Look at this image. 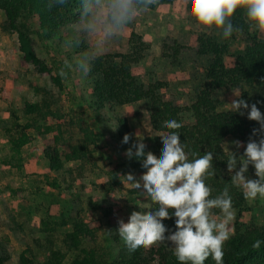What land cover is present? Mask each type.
I'll return each mask as SVG.
<instances>
[{
    "label": "rangeland",
    "instance_id": "obj_1",
    "mask_svg": "<svg viewBox=\"0 0 264 264\" xmlns=\"http://www.w3.org/2000/svg\"><path fill=\"white\" fill-rule=\"evenodd\" d=\"M163 7L166 6L163 5ZM180 17L188 18L192 23V30L196 29L193 32L194 39L203 33L214 35L221 42L227 41L231 51L239 53H243L250 44V38L242 32H235L231 38L225 39L220 30L215 28L204 30L190 17ZM29 21L37 53L52 66L54 75H60L61 70L64 69L63 64L72 61L80 51L91 46L89 41L81 49L71 50L64 47L63 42L67 39L75 21L51 37L39 32L34 17H30ZM4 26L5 16L0 11V264H21L23 257L28 259L29 264H45L46 247L49 244L47 238L54 240L55 247L68 254L66 260L68 263L73 258V253H68L63 248L60 235L68 231L70 227L59 225L55 232H45L43 231L44 222L59 224L64 219L80 217L100 227V241L110 249L112 258L116 259L119 252L126 247L117 232L118 222L120 220L127 222L133 211L148 212L157 207L142 190L134 189L127 180L120 179L122 176L132 174L139 180L144 173L143 168L133 170L132 158L126 156L129 148H122L121 136L127 133H131L134 137L135 134L142 136L143 143L149 148L158 144L163 147L162 137L150 134L146 128L150 120L149 116L144 113L138 119L134 115V109L130 108V104L108 105L101 111L96 110L92 98L93 79L88 74L85 76L73 69L70 71V78L62 79L63 88H59L54 85L49 75H39L33 66L24 67L20 62L17 35L6 31ZM250 31L253 36L264 38V34L253 28ZM123 34L128 35L130 39V24L117 37L122 39ZM116 38L109 42L101 54L120 52L113 46L114 43H118ZM172 42L171 39L164 40L167 46L165 50L163 49L166 67L170 68L176 65L172 63L171 55L174 53ZM145 45L147 49L148 45L146 43ZM188 46L189 48L181 51L179 63L174 66L178 70V76H185L188 82L187 86L182 88L185 101H182L180 96L174 95L185 106H190L195 101L197 93L203 86L202 68L207 67L211 61L209 57L196 59L195 46ZM134 70L141 79L144 72L150 71L145 66L144 59L134 66ZM36 85L50 91L48 98L52 102L51 108L56 115L52 121H59L62 124L67 141L73 145L81 143L80 127L82 125L94 127L92 129L101 134L99 144L89 147L86 160L70 161L62 170L50 172L47 166L49 162L43 154L46 137L38 135L31 144L22 149L21 156H12L8 138L3 129L14 126L15 117L22 116V109L26 103L41 102L44 99V94L35 91ZM244 91L247 93L245 100L249 105L258 101L263 102L264 81H257L252 86H246ZM240 95L239 91L223 88L213 93L220 111L234 110L230 103L234 99H240ZM257 107L264 113L263 103L257 104ZM244 114L247 116V112ZM182 118L186 124L194 122L191 112L184 111ZM25 121L21 117L19 123H25ZM29 132L35 134L33 130ZM236 141L228 136L223 142L224 150L229 157L231 152L237 157L244 152V147H236ZM116 148L119 150L115 155L120 160L130 161V171L125 167V173L118 172L116 166L102 165L101 160L105 156L113 155ZM226 172H228L227 167ZM247 175L250 178H256L251 166ZM54 184L58 186H52ZM18 188L25 189V192L22 195H13V191ZM246 209L239 222L237 212L234 210V220L231 222L234 233L238 226L264 225V200L259 198L255 201L248 200ZM220 215H215L213 218L219 219ZM114 234L118 236L116 241H113ZM159 245L173 250L168 242H159L145 248Z\"/></svg>",
    "mask_w": 264,
    "mask_h": 264
},
{
    "label": "trees",
    "instance_id": "obj_2",
    "mask_svg": "<svg viewBox=\"0 0 264 264\" xmlns=\"http://www.w3.org/2000/svg\"><path fill=\"white\" fill-rule=\"evenodd\" d=\"M173 0H156L150 9L161 4H172ZM0 11L5 16V30L17 35L20 62L25 66H33L39 75H49L54 85L63 88V78H70V71L66 76L54 75L53 68L45 59L37 53L32 36V28L29 18L36 19L38 30L47 37L63 31L78 19V0H70L68 5L49 9L48 0H0ZM232 22L235 32H242L250 38L243 53L233 52L227 41L221 42L217 36L200 34L195 39L196 54L211 56L210 64L202 68L203 86L197 93L195 101L190 106H185L174 95L168 93V83L160 80L143 82L141 76L134 70V66L143 60L146 45L142 36L136 32L130 34L131 51L128 53L114 52L101 54L93 62L88 75L93 79L92 98L93 106L101 111L106 106L126 105L144 100L148 104L149 119L154 130L167 134L170 130L163 125L169 120L182 123V127L176 131L180 139L186 145L185 151L203 155L212 152L214 175L206 180L211 187V198L219 195L225 187L229 188L233 200V209L237 212V221L247 210V203L242 190L232 184L231 174L226 172L229 156L223 147L226 137L231 136L235 140L246 145L252 136L253 129H258L259 124L251 121L247 116L235 113L234 110H218V102L213 93L218 89H230L239 91L240 97H247L244 88L252 86L257 81H264V38L253 36L251 27L246 21L242 10L234 13ZM174 53L172 63H179V55L189 46L181 45L176 40L172 42ZM167 43H164L165 50ZM65 64L63 67L65 69ZM37 93L45 95L41 102L26 103L22 109V118L25 123H19L21 117L16 116V122L12 127L3 130L9 141L12 156H21L22 149L35 140V136L46 137L44 139V157L49 162L48 170L59 171L65 164L74 160H86L88 149L91 145L97 146L101 141V134L96 133L90 126L82 125L81 143L73 145L65 139L63 126L59 121H52L56 115L51 108L52 102L48 98L50 91L40 86H35ZM264 102V100H263ZM264 108V103H263ZM191 112L194 116L192 124L183 121L182 113ZM128 130V125H126ZM33 130L35 134L29 132ZM129 132V131H128ZM51 135V136H49ZM130 139L124 144L131 148L137 142V138L127 133ZM163 150L161 145L152 148L146 146L157 158ZM135 168H143L142 162L132 158ZM52 186H58L54 184ZM25 189L18 188L13 195H22ZM93 210H96L93 208ZM219 210H213V216L218 215ZM175 218L167 219L164 224L170 231L175 230ZM70 227L68 231L61 233L63 248L68 253H73L71 261H67V253L55 247V241L51 238L46 247L47 256L45 264H179L173 255V250L159 245L146 249L141 247L135 252L127 247L122 249L117 258H112L110 249L100 241V227L92 225L90 221L80 217L63 220L56 224L45 221V232H55L59 226ZM264 241V225L250 224L245 227L238 226L236 232L224 244V264H264V244L257 250L252 247L256 240ZM118 240L114 234L113 241ZM21 264H29L28 259L22 258ZM205 264H215L209 258Z\"/></svg>",
    "mask_w": 264,
    "mask_h": 264
},
{
    "label": "clouds",
    "instance_id": "obj_3",
    "mask_svg": "<svg viewBox=\"0 0 264 264\" xmlns=\"http://www.w3.org/2000/svg\"><path fill=\"white\" fill-rule=\"evenodd\" d=\"M70 0H48L49 9L68 5ZM156 0H78L79 14L70 29L64 47L81 49L91 41V46L80 51L77 57L65 65L60 75L76 69L87 75L93 62L110 41L121 34L141 11L148 10ZM242 10L249 26L264 34V0H173V15L188 16L204 30H220L228 39L236 31L232 18ZM238 97V96H237ZM258 101L249 105L243 98L230 104L235 113L244 115L259 124L253 129L246 145L236 141L237 148L244 147L242 155L233 152L227 160V170L232 184L242 190L246 200H264V113L257 107ZM163 127L170 130L162 137L163 150L157 158L146 151L140 139L126 151L128 158L142 162L143 175L137 180L132 174L125 176L134 189L142 190L157 207L148 212L133 211L127 222L120 220L118 235L132 252L159 242H168L179 264H205L209 258L215 264H224V244L234 234L231 222L234 220L233 200L229 188L211 198L212 189L206 180L214 173L212 152L203 155L185 151L178 129L182 123L167 121ZM125 134L123 143L129 142ZM254 169L255 179L247 173ZM219 210L220 218H213V210ZM175 218V230L164 224ZM166 233H168L166 235ZM262 240H256L252 247L259 249Z\"/></svg>",
    "mask_w": 264,
    "mask_h": 264
},
{
    "label": "crops",
    "instance_id": "obj_4",
    "mask_svg": "<svg viewBox=\"0 0 264 264\" xmlns=\"http://www.w3.org/2000/svg\"><path fill=\"white\" fill-rule=\"evenodd\" d=\"M161 5V7H155L154 9L149 8L146 11L138 13L133 22L130 23V34L135 31L137 34L142 36L143 41L148 45L143 59L145 66L148 67L150 71L143 73V82L148 83L151 80L165 81L168 83V93L170 95H178L181 97L182 101H185L183 92L184 89L182 88L187 86V79L185 76H178V70L174 67L178 64L172 65L171 68L166 67V61L165 58H163V43L164 40L170 41L171 39L173 41L176 40L179 44L185 46H195L193 32L196 29L192 30V23L188 18H181L178 14H172V4ZM163 5L167 8L163 7ZM116 39L118 43H114L113 45L116 49L123 53L131 51L128 35L123 34L122 39L118 37ZM208 57L210 60L212 59L211 56L208 55L196 54V59ZM130 108L134 109V115L138 119L144 113L149 116L148 104L144 100L130 103ZM146 128H148L150 134H156L159 136H163L165 134L164 132L154 130L150 120L148 121V127L146 125ZM135 137L140 139L141 142L144 140L142 136L135 134ZM119 148L114 149L115 152L113 155L105 156V158L101 160V163L103 166L104 164L116 166V171L125 173V167H127L130 171V161H122L117 155H115ZM122 148L125 147L122 145ZM47 166H49L48 163ZM133 170L136 171V168L133 167ZM125 176L120 177V179L126 180Z\"/></svg>",
    "mask_w": 264,
    "mask_h": 264
}]
</instances>
